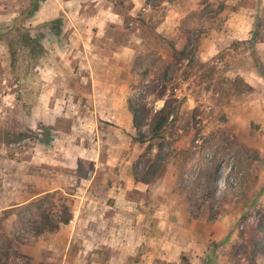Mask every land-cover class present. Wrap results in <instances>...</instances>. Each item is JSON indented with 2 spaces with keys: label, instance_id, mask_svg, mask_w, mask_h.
I'll list each match as a JSON object with an SVG mask.
<instances>
[{
  "label": "rangeland",
  "instance_id": "rangeland-1",
  "mask_svg": "<svg viewBox=\"0 0 264 264\" xmlns=\"http://www.w3.org/2000/svg\"><path fill=\"white\" fill-rule=\"evenodd\" d=\"M29 4L0 0V264H185L182 255L235 264L232 242L264 209V77L246 42L257 31L264 64V0H44L26 25L34 37L44 33L46 52L14 56L5 35ZM240 5L253 19H233ZM58 16L59 36L42 25ZM187 32L200 41L175 79L165 175L136 182L147 144L135 139L128 99ZM63 200L71 222L34 235L41 204ZM171 242L167 260L157 248Z\"/></svg>",
  "mask_w": 264,
  "mask_h": 264
},
{
  "label": "trees",
  "instance_id": "trees-1",
  "mask_svg": "<svg viewBox=\"0 0 264 264\" xmlns=\"http://www.w3.org/2000/svg\"><path fill=\"white\" fill-rule=\"evenodd\" d=\"M44 0H30L29 6L22 9L15 18L10 31L5 35L14 56L18 55L19 48H25L38 56L46 52L41 39L44 33L40 32L39 37L32 36L26 23L41 9ZM163 1V0H162ZM206 1V0H205ZM204 3V1H202ZM206 9L212 12V5L208 2ZM224 7V3L220 8ZM62 16L55 17L42 25L52 30L55 35H61L63 31ZM194 33L187 32V41L182 48H178L175 42L170 41L172 59L164 69L157 72L156 77L138 92L128 99L129 108L133 113V124L137 130L136 141L147 144L144 151L134 162V179L136 182L154 184L161 179L167 169V154L165 148V131L168 126L177 119L178 107L175 90L177 83L175 79L181 66H190L194 62L197 48L194 44L200 41V37H194ZM194 40V41H193ZM258 33L255 31L250 40L246 42L253 45V53L257 60V66L264 77V64L257 55ZM188 61V62H187ZM190 64V65H189ZM147 74V73H146ZM173 84H176L175 86ZM155 96V100L164 99V106L155 109L150 105L148 99ZM145 127L149 132H146ZM40 134L41 141L48 143L49 136ZM219 165L216 166L213 176L219 172ZM212 195V193H211ZM50 197V196H48ZM39 218L31 227L32 233L36 236L46 232H54L62 225L69 224L74 217L72 206L66 200L60 203H42ZM193 217L197 213L190 209ZM218 211L214 216L217 217ZM230 255L235 264H258L259 259L264 258V209L257 208L249 215V222L246 223V230L241 231L230 248ZM185 264H192L186 255H182Z\"/></svg>",
  "mask_w": 264,
  "mask_h": 264
},
{
  "label": "crops",
  "instance_id": "crops-1",
  "mask_svg": "<svg viewBox=\"0 0 264 264\" xmlns=\"http://www.w3.org/2000/svg\"><path fill=\"white\" fill-rule=\"evenodd\" d=\"M180 1L181 0H163V3L164 4H169V5H176L175 3H177V2L179 3ZM189 1H196V0H189ZM237 7H239V8H237V10L233 12V16H234L233 19H241L242 17L243 18H247V19H253V17H252V8H248V7L243 6V5H240V6H237ZM235 26L240 29V30H238V34H242L243 30L241 28V25H239V23L236 22ZM241 38L248 39V38H250V36L244 34V35H241ZM125 245L126 244L117 245V247L120 248V249H124L126 247ZM160 246H161V248H163L162 247L163 245H160ZM164 248H166V249L160 250V248H157V251H159L158 255L162 256L163 258H165L167 260H171V258H173L174 254L176 253L175 244L172 243V242L168 243V244L164 245ZM146 257H147V254L145 253L143 258L146 259ZM149 263H150V260L146 259L145 264H149Z\"/></svg>",
  "mask_w": 264,
  "mask_h": 264
}]
</instances>
